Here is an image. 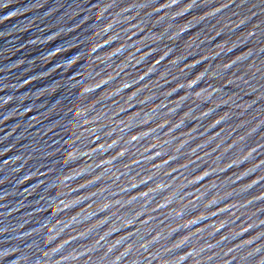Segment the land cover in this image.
Listing matches in <instances>:
<instances>
[{
	"label": "water",
	"instance_id": "obj_1",
	"mask_svg": "<svg viewBox=\"0 0 264 264\" xmlns=\"http://www.w3.org/2000/svg\"><path fill=\"white\" fill-rule=\"evenodd\" d=\"M0 264H264V0H0Z\"/></svg>",
	"mask_w": 264,
	"mask_h": 264
}]
</instances>
